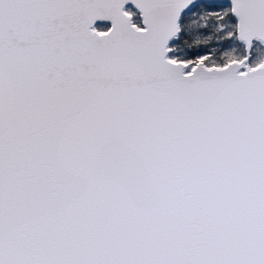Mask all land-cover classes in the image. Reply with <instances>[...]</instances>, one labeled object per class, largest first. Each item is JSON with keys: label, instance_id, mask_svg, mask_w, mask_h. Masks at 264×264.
<instances>
[{"label": "snow or ice", "instance_id": "snow-or-ice-1", "mask_svg": "<svg viewBox=\"0 0 264 264\" xmlns=\"http://www.w3.org/2000/svg\"><path fill=\"white\" fill-rule=\"evenodd\" d=\"M0 264H264V0H0Z\"/></svg>", "mask_w": 264, "mask_h": 264}]
</instances>
